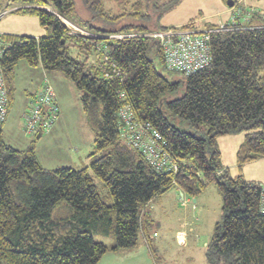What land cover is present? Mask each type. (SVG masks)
<instances>
[{
  "label": "trees",
  "instance_id": "obj_1",
  "mask_svg": "<svg viewBox=\"0 0 264 264\" xmlns=\"http://www.w3.org/2000/svg\"><path fill=\"white\" fill-rule=\"evenodd\" d=\"M150 1L0 0V11L18 5L16 12L36 15L50 30L39 38L5 35L9 47L0 66L7 112L14 100L15 66L25 61L74 85L93 134L86 166L46 169L37 161L35 139L25 149L3 142L5 118L0 264H97L107 251L136 247L141 231L149 229L142 210L151 200L173 187L195 198L210 184L221 197V221L205 248L207 264H264L260 185L240 174L230 176L217 145L220 136L242 133L237 167L264 158V18L254 14L243 25H225L232 30L211 35L209 65L183 76L165 69L158 43L144 36L168 29L143 13ZM111 3L119 12L107 7ZM63 20L89 36L74 33ZM157 66L177 76L169 80ZM123 105L160 134L165 152L178 164L175 173L157 171L123 142L117 115ZM168 115L186 121L191 131L178 129ZM94 178L111 205L100 197ZM95 236H113L114 242L106 245ZM146 243L154 260L155 250Z\"/></svg>",
  "mask_w": 264,
  "mask_h": 264
},
{
  "label": "rangeland",
  "instance_id": "obj_2",
  "mask_svg": "<svg viewBox=\"0 0 264 264\" xmlns=\"http://www.w3.org/2000/svg\"><path fill=\"white\" fill-rule=\"evenodd\" d=\"M75 1L79 3L80 0ZM228 1L236 2L231 9H228ZM14 6L15 4H12L9 7ZM107 7L112 8L114 12H119V8L112 3L107 4ZM143 13H148L153 23L158 27L179 28L189 23L187 25L189 28L201 30L209 28L207 24L225 26L229 21L235 24L242 23L243 25L245 18H249L254 14L264 18V0H151L147 7L143 8ZM77 30L81 29L77 27L73 29L74 32H78ZM158 31H161V29ZM0 32L35 38L50 34L49 29L39 24L36 15L25 11L4 13L0 18ZM21 62L22 64L26 63L25 61H19L18 63ZM157 69L169 80H173L177 76L161 69L159 66H157ZM20 76L23 77L24 74L20 72ZM68 82L70 81L68 80ZM179 94L180 92L170 93L168 97L174 98ZM79 95L81 96V93L79 94L74 87L72 93L63 95L59 102V107L64 111L68 125L74 134L73 141H71L73 152H70V156L76 164L80 162L78 159L79 152H84L89 148V154L91 153L93 140V134L85 122ZM15 97L14 90V100L10 108L12 114L17 109ZM167 117L169 122L178 129L191 131L186 121L173 115ZM21 124L22 118L21 123H19L20 128ZM26 138L29 139L28 136ZM87 140H89L88 143ZM36 143H38V140H35V147ZM39 146H41L40 142ZM76 147L79 148L78 151H74ZM219 148L224 152L225 163H228L225 164V167L229 169L230 176H236L238 170L234 165V158L229 156L233 143L230 145L221 143ZM94 182L102 200L111 205L112 201L103 184L96 178H94ZM152 204L153 208L151 209L152 205L150 204L148 209L150 213L155 215L158 223L151 226L149 236L153 240L156 264H207L205 248L212 236L214 224L221 221V197L215 185L210 184L195 198L189 197L180 189L171 188L161 197L154 199ZM153 232H156V236H153ZM179 235L182 237L181 243L178 242ZM95 240L111 245L114 242V237L102 238L95 236Z\"/></svg>",
  "mask_w": 264,
  "mask_h": 264
},
{
  "label": "built area",
  "instance_id": "obj_3",
  "mask_svg": "<svg viewBox=\"0 0 264 264\" xmlns=\"http://www.w3.org/2000/svg\"><path fill=\"white\" fill-rule=\"evenodd\" d=\"M19 6L8 7L0 11V18L4 13L15 11ZM4 12V13H3ZM232 21V20H231ZM234 21V20H233ZM235 24L230 22L229 26ZM73 31L76 27L67 23ZM73 27V29H72ZM232 30L227 26H215L207 29H191L185 26L153 31L144 36L155 40L161 48L165 69L183 76L193 75L206 68L210 61L209 40L211 35ZM79 35L88 37L89 34L77 30ZM4 33L0 32V58L9 47ZM135 35H111L109 39H122ZM7 90L0 66V126L7 114ZM57 99L49 85H43L31 97L23 114V133L34 135L39 129L48 130L58 115ZM119 130L123 142L140 152L144 159L157 171L176 172L178 164L165 152L160 134L149 124L136 121L134 111L129 105H123L118 111ZM259 211L264 214V185H260ZM178 242H182L179 235Z\"/></svg>",
  "mask_w": 264,
  "mask_h": 264
},
{
  "label": "crops",
  "instance_id": "obj_4",
  "mask_svg": "<svg viewBox=\"0 0 264 264\" xmlns=\"http://www.w3.org/2000/svg\"><path fill=\"white\" fill-rule=\"evenodd\" d=\"M232 2L234 6V3L236 2ZM233 6H228V9H231ZM247 19L249 18H245V20ZM64 23L66 22L64 21ZM15 67L13 87L16 93L15 101L17 103V109L13 114L10 111L11 107L8 109L6 120L2 125L3 142L16 149H25L33 139L38 140L35 147V155L38 163L46 169H56L61 167L81 168L86 166V164H88L87 156L89 155V148L84 152L78 153V159L80 160L78 164L71 159L70 152H73L71 141H73L74 134L68 125V120L66 119L64 111H62L59 107V102L62 96L67 93H72L74 89L73 84L68 82V80L61 74L57 72L45 71L41 66L30 67L27 63L22 64L21 62ZM20 72L24 74L23 77L20 76ZM46 84L51 87L52 93L57 99L59 108L58 115L52 126L48 130H43L42 135L38 139H36L37 133H35L34 135L28 136L29 140L26 138L27 135L23 134V124H21L20 128L19 123H21V118H23V114L25 112L24 110L27 108L31 97L40 87ZM242 141V133L237 135H225L218 137L217 145L219 148L221 143H228V145L233 143V148L230 149L231 152L229 156H233L234 165L238 170V174L242 175L246 181L264 185V158H258L252 162L244 164L241 167H237L235 162V153ZM39 142L41 146H39ZM88 142L89 140H87V143ZM78 150L79 148L76 147L74 151ZM91 150L92 153L93 143ZM219 151L221 163L225 167V164L228 163H225L224 152L220 148ZM231 160L232 157L229 161L231 162ZM173 188L179 189L177 187ZM154 199L151 200L142 210V220L148 219L149 229L152 225H156L158 223L155 215L150 213L148 209L150 204L152 205L151 209L153 208L152 203ZM149 229L147 232L141 231L135 248L129 250L107 251L97 264H155L151 251L146 243V241H149L152 249L154 250L153 240L149 236ZM153 236H156V232H153Z\"/></svg>",
  "mask_w": 264,
  "mask_h": 264
},
{
  "label": "water",
  "instance_id": "obj_5",
  "mask_svg": "<svg viewBox=\"0 0 264 264\" xmlns=\"http://www.w3.org/2000/svg\"><path fill=\"white\" fill-rule=\"evenodd\" d=\"M228 6H233V2L232 1H228ZM42 129H39V131L37 132V135H36V139H38L41 135H42Z\"/></svg>",
  "mask_w": 264,
  "mask_h": 264
}]
</instances>
